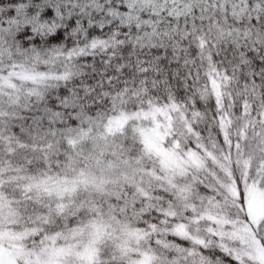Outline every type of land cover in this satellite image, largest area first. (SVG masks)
<instances>
[{
  "label": "snow or ice",
  "instance_id": "6c2138e0",
  "mask_svg": "<svg viewBox=\"0 0 264 264\" xmlns=\"http://www.w3.org/2000/svg\"><path fill=\"white\" fill-rule=\"evenodd\" d=\"M0 264H264V0H0Z\"/></svg>",
  "mask_w": 264,
  "mask_h": 264
}]
</instances>
